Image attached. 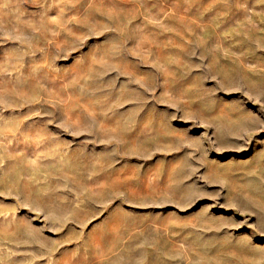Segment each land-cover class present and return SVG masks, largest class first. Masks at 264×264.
Here are the masks:
<instances>
[{"label": "rangeland", "instance_id": "rangeland-1", "mask_svg": "<svg viewBox=\"0 0 264 264\" xmlns=\"http://www.w3.org/2000/svg\"><path fill=\"white\" fill-rule=\"evenodd\" d=\"M0 264H264V0H0Z\"/></svg>", "mask_w": 264, "mask_h": 264}]
</instances>
